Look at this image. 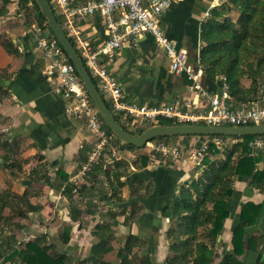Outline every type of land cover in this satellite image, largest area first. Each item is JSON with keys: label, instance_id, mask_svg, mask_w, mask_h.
Here are the masks:
<instances>
[{"label": "crops", "instance_id": "crops-1", "mask_svg": "<svg viewBox=\"0 0 264 264\" xmlns=\"http://www.w3.org/2000/svg\"><path fill=\"white\" fill-rule=\"evenodd\" d=\"M221 2L174 1L161 19L167 35L178 47L187 50L188 65L198 71L199 83L213 93L223 90V82L221 76L210 78L200 64L201 24ZM32 5L0 0V199L9 203L0 214V264L20 241L42 233L59 236L56 230L62 224L64 227L72 225L70 244L74 248L71 250L75 252L78 246L80 255L89 251L98 239L94 228L97 224H112L114 230H117L114 225H118L119 232L115 235L121 240L135 234L140 243L147 242L144 250L155 257L168 253L166 232L172 216L167 201L183 184L197 178L203 166L175 160L155 164L148 161L143 165L141 156L147 151L140 153V149L125 147L123 142L115 140L122 158L103 164V169L110 170V180L104 170H93L96 164L82 174V166L88 160L85 158L89 157L95 139L85 117L66 112L67 101L57 89L55 76L45 72L48 62L37 48L33 33L34 28L41 25L33 7L28 8ZM26 9L35 19L30 26L22 19ZM83 27L93 44H101L107 38L100 15L88 17ZM41 29L45 35H51L48 28ZM102 62L118 79L127 102L160 107L184 100L190 94L191 81L171 70L170 58L157 46L151 33H142L137 45H126L113 55L103 56ZM95 80L103 98L109 102ZM243 84L247 88L257 86L258 96L264 92V75L261 82L246 78ZM227 91L229 95L232 92L229 87ZM231 100L230 95L228 101L234 102ZM130 123L127 124L130 126ZM195 141L196 137L171 140L185 144ZM117 164L119 167H115ZM117 171L129 173L120 178L126 182L123 186L113 176ZM137 175L145 181L142 185L133 181ZM64 177L78 189L83 186L81 196L75 195V202L84 210L81 221L71 219L70 202L63 193L67 183ZM247 201L263 206L255 222L245 228L242 258L252 262L264 256V190L251 186L247 178L235 183L229 199L231 214L224 232L219 235L218 250L223 254L232 249V232L241 220ZM135 202L138 203L136 209L139 205H143V209L138 217L125 222ZM29 205L37 209L23 217L12 210L27 209ZM48 225L53 226L47 230ZM251 236L260 240L255 252L247 244ZM6 264H21V260Z\"/></svg>", "mask_w": 264, "mask_h": 264}, {"label": "trees", "instance_id": "trees-1", "mask_svg": "<svg viewBox=\"0 0 264 264\" xmlns=\"http://www.w3.org/2000/svg\"><path fill=\"white\" fill-rule=\"evenodd\" d=\"M28 1L20 0V4L27 5ZM32 2L38 24L48 28L54 36L38 1L32 0ZM201 41L200 64L210 78L226 77L232 91H230L233 98L231 101L238 104L256 98L257 86L247 88L243 80L248 78L252 79V82H261L264 75V0H222L219 5L211 9L209 17L202 22ZM93 80L97 84L95 78ZM106 102L112 109L110 102ZM118 115L116 114L117 119L132 133H141L146 128L142 126L131 128L127 123L131 122L135 125L137 122L133 123L130 117L126 118V122ZM173 123L175 121L171 118L160 117L158 121L150 122L149 125ZM104 125L113 134L105 123ZM199 136L203 135L155 137L152 140L171 142L178 137ZM234 137L243 140L223 149L213 146L203 160L200 175L192 178L188 184H183L179 192L167 201L172 222L166 232L169 246L165 261L158 263L154 259L155 256L146 250H143L142 254L138 252V258L133 260L130 256L133 248L139 245L140 241L135 234H129L125 244L118 251L117 264H246L242 258L245 251V228L255 222L263 208L262 203L247 201L244 204L241 220L232 232L230 251L223 254L219 252L218 244L221 241L218 237L224 232L225 222L231 214L229 199L234 193L235 183L247 178L251 186L264 190V170L257 169L254 157L249 155L247 140L252 135ZM115 140L122 142L116 135ZM123 145L128 148H140L124 142ZM218 155L221 157L216 160ZM141 158L142 164L146 165L149 161L148 154L145 153ZM85 159L87 160L88 157ZM103 164V161L98 162L93 170H104L110 180V170L103 169ZM118 165L120 164L115 167H119ZM125 173L113 172V176L121 186L126 184L125 181H120L121 176L129 174ZM64 179L67 181L65 177ZM133 181L140 185L145 182L138 175L134 176ZM74 188L75 185L67 181L63 193L70 202L71 219L81 221L84 210L75 202ZM78 190L81 194L83 186ZM14 196L18 199L23 198L19 195ZM137 205V202L131 205L125 222L139 216L143 205H139L136 209ZM6 206H9V203L1 202L0 199V214ZM36 209V206L29 205L27 209L21 207L12 210L23 217L28 211ZM19 227L22 228L23 225ZM95 228L98 240L91 245L88 254L84 257L77 251L78 246L75 247L76 251L72 252L71 249L74 248L70 244L72 225L67 224L59 233L61 243L52 240L49 233L38 234L29 240L20 241L1 263L21 260V264H111V261H107L106 255L113 250L111 240L115 236V230L111 229L112 224H97ZM247 244L255 252L260 240L251 236ZM216 259H219L218 262H215Z\"/></svg>", "mask_w": 264, "mask_h": 264}, {"label": "built area", "instance_id": "built-area-1", "mask_svg": "<svg viewBox=\"0 0 264 264\" xmlns=\"http://www.w3.org/2000/svg\"><path fill=\"white\" fill-rule=\"evenodd\" d=\"M14 1L20 3V0ZM174 1L180 0H49L54 12H58L62 28L80 53L91 76L97 79L112 110L125 119L130 117L136 123L138 120L156 122L160 117H167L175 123L239 127L263 125L264 92L251 101L236 104L228 101L229 85L225 76L220 77L223 82L220 92L213 93L199 83L198 71L188 65L187 50L178 47L162 26V16ZM32 4V0L27 3ZM94 15H100L107 33V38L98 45L91 42L83 27L87 18ZM41 28L36 26L33 33L37 48L48 62L45 72L55 76L57 89L67 101L66 112L71 116L85 117L95 139L88 160L82 166V174L100 161L106 164L121 159L115 147V135L105 127L76 66L57 38L45 35ZM144 32L151 33L157 46L166 51L171 60V70L191 81L190 94L186 99L160 107L139 105L123 99L121 84L102 62V57L113 55L123 46L137 45ZM229 136L203 135L187 144L149 141L146 144L149 163L175 160L203 166V160L213 146L223 149L243 140ZM247 147L249 155L255 159L256 168L264 170V134L252 135L247 140ZM74 193H79L78 187L74 188Z\"/></svg>", "mask_w": 264, "mask_h": 264}, {"label": "water", "instance_id": "water-1", "mask_svg": "<svg viewBox=\"0 0 264 264\" xmlns=\"http://www.w3.org/2000/svg\"><path fill=\"white\" fill-rule=\"evenodd\" d=\"M37 1L41 12L46 17L49 28L52 30L54 36L64 48L70 60L76 66L77 72L104 123L110 128L114 135L122 140V142L132 144L137 147H144L147 142L151 141L155 137L195 134L238 136L264 134V124L239 127L226 125H206L201 123L152 124L148 125V127H146L141 133H132L124 127L122 122L117 119L115 112L109 107L108 103L103 98L80 53L62 28L49 0ZM218 239H220V236Z\"/></svg>", "mask_w": 264, "mask_h": 264}, {"label": "rangeland", "instance_id": "rangeland-1", "mask_svg": "<svg viewBox=\"0 0 264 264\" xmlns=\"http://www.w3.org/2000/svg\"><path fill=\"white\" fill-rule=\"evenodd\" d=\"M31 7H33V5L32 6H28V8H31ZM30 10L28 9H26V10H24V12H23V14H22V19H23V22L24 23H26L27 22V24L26 25H28V26H30L31 25V23L32 22H35V19L33 18V13L31 14L30 13V15L29 14H27L28 12H29ZM55 13H56V15H57V17H58V12L57 11H55ZM116 114H118V113H116ZM118 117L120 118V116L118 115ZM149 121H146V120H138L137 121V123L135 124V125H133V124H131L130 125V127L131 128H136V127H140V126H142V127H148V125H149ZM235 135H231V136H229V137H234ZM137 149H140V153L141 152H144V151H148V148H147V146H145V147H140V148H137ZM219 157H221V155L219 156L218 155V157L216 158V160L217 159H219ZM114 162V161H113ZM106 164H108L109 165V163H106ZM75 195H76V197L78 198V196H81V194L80 193H75ZM110 210V209H109ZM108 210V211H109ZM107 211V212H108ZM53 225H48V227H46V229L47 230H49V228L51 229V227H52ZM115 227H117V230H115V232L117 233V232H119V227H118V225H114ZM63 227H64V225L62 224V225H59L58 227H57V232L59 233V232H61L62 230H63ZM95 228V227H94ZM111 229H113V228H111ZM51 236V239L53 240H56V241H58V243H61V241L59 240V236H56V235H54V234H51L50 235ZM98 240V239H97ZM96 240V241H97ZM23 241V240H22ZM91 241V240H90ZM111 244H112V246H113V250L112 251H110L107 255H106V259H107V261H111V264H117V262H118V256H117V254H118V251H119V249L125 244V240H121L120 238H118L116 235L114 236V238H112V240H111ZM146 245H147V242L146 241H141V243L139 244V245H136L134 248H133V252H132V254H131V256L130 257H132V259L133 260H135L136 258H138V255H137V253L139 252V254H142L143 252V250L145 249V247H146ZM169 246V245H168ZM88 252L89 251H87L86 253H84V254H82L81 256L82 257H84V256H86L87 254H88ZM167 255H168V253H165L164 255H158V256H156V257H154V259H156V261L158 262V263H162L163 261H165V259L167 258ZM264 256L262 255V257H261V259L259 260V261H257V260H254V261H252V262H250L249 260H247V262H246V264H264ZM248 259V258H247ZM218 260L219 259H216V261L215 262H218ZM106 264H109V263H106Z\"/></svg>", "mask_w": 264, "mask_h": 264}]
</instances>
